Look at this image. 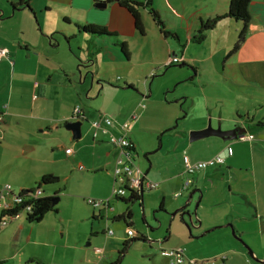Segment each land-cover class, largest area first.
<instances>
[{
  "label": "crops",
  "instance_id": "1",
  "mask_svg": "<svg viewBox=\"0 0 264 264\" xmlns=\"http://www.w3.org/2000/svg\"><path fill=\"white\" fill-rule=\"evenodd\" d=\"M130 1L146 0H0V48L9 49L0 64L8 63L12 73L4 86L10 94L0 105V186L36 188L43 176L54 175L58 182L43 185L44 194L58 193L60 201L65 190L78 204L70 217L57 205L39 222L23 213L3 225L0 215L1 264H107L114 261L112 246L133 236L129 229V236L111 237L115 231L108 235L113 228H105L109 242L96 248L101 254L96 263L89 244L70 243L75 221L124 220L129 227L134 216L133 204L112 197L119 184L118 149L106 135L95 138L92 122L100 115L115 121L114 133L129 136L135 165L158 182L157 188L141 190L136 202L147 225L148 207L155 212L162 205L161 224L170 216L171 223L179 217L185 224L179 209L191 197L187 209L194 212L198 205L201 219L195 218V237L213 236L203 258L225 256L246 264L250 253L231 234L235 229L264 260V0L251 1L246 39L233 53L242 21L225 16L203 28L225 15L231 0H153L136 8L140 25L127 6ZM86 25L109 33L84 31ZM201 31L205 38L200 41ZM173 56L181 62L167 65ZM18 70L28 75L29 106L22 93L19 98V87L16 96L12 93L19 85L12 81ZM90 70L93 76L86 75ZM76 120H83L79 137L67 128ZM210 123L244 132L232 139L191 140L193 131ZM185 152L192 161L220 155L225 162L190 175ZM188 178L192 182L183 190ZM89 199L109 203L97 206ZM116 200L125 206L115 205ZM129 211L132 216L126 218ZM91 225L93 235L99 225ZM184 249L189 263L195 258Z\"/></svg>",
  "mask_w": 264,
  "mask_h": 264
},
{
  "label": "rangeland",
  "instance_id": "2",
  "mask_svg": "<svg viewBox=\"0 0 264 264\" xmlns=\"http://www.w3.org/2000/svg\"><path fill=\"white\" fill-rule=\"evenodd\" d=\"M3 70V73L0 75V105L3 104V100L8 98V95L10 94L9 89L4 88L8 82L6 80L9 79L11 76V66L7 63L0 64V72ZM14 78H12L13 83H19V85L14 84L12 93L14 96H16L17 89L19 87V98L22 96L24 100L27 102L29 106V91L25 87L29 85L30 82H28V75H24L21 70H18V72L13 75ZM79 82V81H77ZM12 86V85H11ZM10 86V87H11ZM22 87V88H21ZM24 89V90H23ZM72 189L71 187L68 188V193H71ZM69 195H65V190L62 191L61 199L58 202V205L63 209L64 214L67 217L72 216V214L75 212V209L78 204H76L75 198H69ZM118 206H125L122 202L116 200L115 205ZM134 209V216H132L131 226L128 227L127 223L124 220H120L118 222H109V221H102L101 225L98 223V220H92L90 222H86L85 220L81 222H73L71 226V239L70 243L78 242L80 240L81 242H85L88 247L92 249L91 253V260H93L95 263L100 258L101 254L98 256L96 248L97 247H104L109 241L105 234H103V230L110 226L114 229L115 234L111 237L115 236H129L128 230L131 229L134 231L135 235L133 236H141L144 235L145 239H140L135 242H132L129 247L127 248L126 252L122 256L120 264H170L169 257L165 256L162 253V248H172V247H179L183 246L186 247L188 256L199 259V262L201 264H240V262H234L231 261V258H226L223 256V258L219 257L217 259L213 258H203L208 255L207 252L212 247V243L209 241L213 238L211 234H207L205 237H195L193 233V228H195L194 224H191L189 227L187 223H182L179 217H176L173 223L170 222L171 217H169V220L167 223L164 222V225L161 224V219L157 220L159 218L158 214H161V211L154 212L155 209L153 207H148V218L150 219V223L147 222L143 216V213L139 207L138 203H135L131 205ZM163 215H160L162 217ZM187 222H190L189 218L186 216ZM95 222V224L98 226V232L93 234L89 231L92 227L91 223ZM163 222V221H162ZM108 223V224H107ZM226 227V226H224ZM189 228L192 229V232L189 231ZM86 232L88 233V237L85 235ZM219 233V232H217ZM170 235V238L168 240H164L166 235ZM231 234L233 237H236L238 241L241 242V240L233 233V229L231 231ZM93 236V237H92ZM131 236V235H130ZM131 236V238L133 237ZM203 236V235H202ZM186 239V241H185ZM94 243H91L93 242ZM96 240H99V243H96ZM79 241V242H80ZM127 241V239H126ZM190 242V243H188ZM125 241L122 240L118 247L117 245L112 246L115 250H112V252L109 253V256L112 254V260H117L120 256V250H123ZM243 243V242H242ZM245 245V243H243ZM248 244V243H247ZM250 246V245H249ZM246 247V245H245ZM251 247V246H250ZM252 248V247H251ZM101 253V252H98ZM208 259V260H207ZM261 259V258H260ZM111 259H109L107 264H111ZM246 264H264L262 262H259L255 260L254 258L250 257L248 255L247 259L244 260Z\"/></svg>",
  "mask_w": 264,
  "mask_h": 264
},
{
  "label": "built area",
  "instance_id": "3",
  "mask_svg": "<svg viewBox=\"0 0 264 264\" xmlns=\"http://www.w3.org/2000/svg\"><path fill=\"white\" fill-rule=\"evenodd\" d=\"M9 55V49L0 48V60ZM181 58L179 56L170 57L167 60V65L174 63H180ZM75 112L78 116L83 113V109L80 105L76 106ZM3 112H0V121L3 120ZM139 114L137 112L132 113V119H137ZM115 121L107 116L100 115L95 121L92 122L94 128V136L98 138L100 135H106L108 140L118 149L117 154V164H116V179L119 184L113 189L112 197H128L129 189H138L139 191L143 189H153L158 187V182L150 180L146 177L144 171L135 165V155H134V143L129 138L126 133H114L112 127H114ZM124 129L129 127V123L124 122L122 124ZM69 153L72 152V148H68ZM184 162L186 166V172L190 175L204 170L208 167L215 166L217 164H223L225 162V157L217 155L208 160L192 161L191 157L187 152L184 153ZM192 182L191 178H188L185 182L183 190L188 188ZM21 191H15L13 185L10 183H5L0 186V215L2 218V224L7 225L10 220L20 214L32 213L34 207L31 204H25L22 206V202L25 200V196L21 195ZM182 191L176 193V196L181 195ZM43 194L42 190H39L35 196H40ZM34 196V195H33ZM89 202L95 205L108 204L109 200L102 199H89ZM10 209H18V212L14 217H11L7 212ZM108 235H113L114 230L109 229ZM130 235H134L133 230H129ZM99 252H103L102 248L97 249ZM162 253L169 257L170 264H199L195 259H191L189 263L186 259L185 249L183 247H173V248H162Z\"/></svg>",
  "mask_w": 264,
  "mask_h": 264
},
{
  "label": "trees",
  "instance_id": "4",
  "mask_svg": "<svg viewBox=\"0 0 264 264\" xmlns=\"http://www.w3.org/2000/svg\"><path fill=\"white\" fill-rule=\"evenodd\" d=\"M251 1L252 0H231L229 10L225 15H219V16L215 17L214 19L207 21L203 25L204 30H208V29L214 27L215 24L221 18H223L225 16L233 17L235 19L242 21L243 22V28L241 29V32L238 36L237 42L234 46L232 53L235 52L236 50H238L242 46V44L244 43V41L246 39L247 32H248V25H249V22L251 19V13H250V8H249ZM152 3H153V0H146L145 2L130 1L129 3H127V6H129V8L133 11L135 16L137 17V24L138 25H140V21L138 19L139 16L137 14L136 8L139 6H151ZM152 13L157 19L159 18V15L154 8H152ZM82 29L84 31L98 33V34H108L109 33L105 27L98 26V25H86V26L82 27ZM204 38H205V33H203V31H201V34L199 35L198 39L201 41ZM55 182H58L57 176L45 175V176H43V178L41 179V181L39 182V184L36 188H28V189L22 190L21 195L25 196V200L22 202L23 203L22 206H24L25 204H31L34 207V211L32 213L26 214L27 219L29 221L39 222L43 219L44 215L47 212L52 211V210L57 211L58 203H54L53 199H58L59 194L56 193L52 196H46L44 194V190L42 188L43 185H45V184H51V183H55ZM39 190H42L43 194H41L40 196H35V194H37L39 192ZM128 192H129L128 197H126V198L117 197V198L123 200L127 204H134L137 201L141 200L142 193H143L142 191L140 192L138 189H129ZM160 210H164L163 205L159 208L158 211H160ZM7 212L10 214L11 217H14L15 214L18 212V209H10ZM131 216H132V212L129 211L126 218H131ZM124 217L125 216L122 215L119 218H124ZM140 239H145V237L144 236H138V237L134 236V237L128 239L127 241H125L123 250H120L119 258L117 260H115L114 262H112L111 264H120L122 256L126 252L129 245L132 242H135V241L140 240ZM1 263L2 262H0V264Z\"/></svg>",
  "mask_w": 264,
  "mask_h": 264
},
{
  "label": "water",
  "instance_id": "5",
  "mask_svg": "<svg viewBox=\"0 0 264 264\" xmlns=\"http://www.w3.org/2000/svg\"><path fill=\"white\" fill-rule=\"evenodd\" d=\"M102 5H106V3H102ZM89 74H91L93 76L95 74V72L90 70L89 72H87L86 75H89ZM82 123H83V120L71 121V122L67 123V128H69L71 130H74L75 137H79L80 132H81ZM243 132H244V129H239V128H234V129H231V130H223L220 125L217 128H215L210 123L209 126L207 128H205V129L193 131L191 133V140L193 141V140H197V139H200V138H205V137L212 136V135L221 136L224 139H232V138L239 137L240 134H243ZM190 198H189V200H190ZM189 200L179 210L182 211V213H181L182 215L181 216L185 220V223H187L188 226L190 227L191 224H195V218L198 219L199 221H201V219L199 218V213H198V209H197L198 205H197L196 210L194 212H192L191 210L187 209L188 206H189ZM53 201H54V203H58L59 202V198L58 199H53ZM186 216L189 218L190 222H187ZM223 226H228V224H225ZM230 226H232V225L230 224ZM233 233L237 236V233H236L235 229H233ZM238 238L240 240H242L246 244V247H247L251 257H253L255 260H257L259 262L264 263V260L260 259L255 254L254 250L249 246V244L246 243V241L243 238H241L239 236H238Z\"/></svg>",
  "mask_w": 264,
  "mask_h": 264
}]
</instances>
